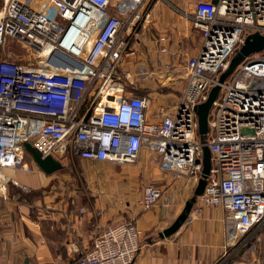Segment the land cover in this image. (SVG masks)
Returning a JSON list of instances; mask_svg holds the SVG:
<instances>
[{
	"label": "built area",
	"instance_id": "1",
	"mask_svg": "<svg viewBox=\"0 0 264 264\" xmlns=\"http://www.w3.org/2000/svg\"><path fill=\"white\" fill-rule=\"evenodd\" d=\"M142 1L2 0L0 197H7L10 184L19 187L5 168H27L24 142L42 157L69 154L115 165L134 164L147 150L156 154L160 172L194 183L206 144L211 168L197 199L225 210L235 243L248 246L264 236V49L245 57L223 82L219 78L248 35L264 36V0L195 2L193 28L200 49L185 60L188 78L175 113L158 121L147 117L145 97L125 94L118 72L135 54ZM79 17L84 24L77 33L80 44L69 48L67 37ZM7 38L37 53L41 66H33L30 58L21 63L5 56ZM47 45L52 49L42 56L39 50ZM217 84L203 143L196 107ZM163 195L162 186L146 184L140 205L150 209ZM141 235L132 220L116 223L96 235L73 264H131Z\"/></svg>",
	"mask_w": 264,
	"mask_h": 264
},
{
	"label": "crops",
	"instance_id": "2",
	"mask_svg": "<svg viewBox=\"0 0 264 264\" xmlns=\"http://www.w3.org/2000/svg\"><path fill=\"white\" fill-rule=\"evenodd\" d=\"M196 1L143 0L137 7L142 18L135 29V54L124 59L118 72L126 84V95L148 100L146 113L152 121L179 104L188 78L185 60L199 52L201 39L192 18ZM4 55L15 59L11 52ZM144 152L135 165L76 157L86 181L85 191L88 189L91 197L87 199V192H81L77 185L64 184L60 169L45 173L24 150L26 169L5 168L19 187L10 184L7 197H0V264H73L90 249L96 235L128 220L134 221L142 234L131 264H244L231 236L228 213L217 206L203 205L198 199L175 232L160 236L182 211L176 203L180 199L176 192L197 183L185 177L173 180L170 175L159 181L155 172L150 173L153 164L157 169L148 158L151 152ZM68 157L72 159L66 154L56 160L63 165ZM149 183L165 191L145 210L140 199L143 186ZM54 188L60 191L53 192ZM30 196L36 199L31 201ZM173 197L177 198L173 201Z\"/></svg>",
	"mask_w": 264,
	"mask_h": 264
},
{
	"label": "water",
	"instance_id": "3",
	"mask_svg": "<svg viewBox=\"0 0 264 264\" xmlns=\"http://www.w3.org/2000/svg\"><path fill=\"white\" fill-rule=\"evenodd\" d=\"M264 49V36L259 33L250 34L246 37L244 44L241 48L236 52V54L231 59V62L228 68L221 74L219 78V83L223 82V80L245 59V57L249 56L252 53L259 52ZM220 89V85H215L207 98V100L196 107V113L198 118V134L201 138V141L205 143V137L208 129V114L214 99L216 98ZM246 131V129H244ZM24 150L30 154L32 160L36 163V165L43 170L45 173L50 174L56 170H59L63 167V165L53 158L51 155H47L42 157L41 153L37 151L30 143H23ZM203 156H202V172L201 176L197 182V185L194 189V195L187 200L185 203L184 209L181 213L176 217L173 223L166 228L160 236H168L175 232L177 228L184 222L187 218L192 205L195 203L196 197L200 196L203 193L207 176L210 172L211 168V152L206 144L202 146ZM27 259L25 263H27Z\"/></svg>",
	"mask_w": 264,
	"mask_h": 264
},
{
	"label": "rangeland",
	"instance_id": "4",
	"mask_svg": "<svg viewBox=\"0 0 264 264\" xmlns=\"http://www.w3.org/2000/svg\"><path fill=\"white\" fill-rule=\"evenodd\" d=\"M38 5L39 4L36 3L34 5V8H37ZM25 47L26 46L23 43L18 42L17 40L12 39V38H7V40H6L5 44H4L5 51L11 52L15 59H20L21 58L22 60L28 61V59L30 58V62H32L33 66H41V64L39 62H37V61H40V59H41L40 57H37L38 54L35 53L33 50H31L29 47H26L27 49ZM47 54H49V52L48 53H44V55H47ZM168 111H169V114L175 113L176 106L174 108H171ZM145 154H146V152H144V151L141 153V155H145ZM147 155L149 156L148 157L149 160L156 164L157 158H155L156 157L155 154L147 153ZM67 156H68V154H67ZM71 158L72 159H70V157H68V158H66V160L65 159L63 160V162H64L63 163V167L60 169L61 173L59 175H63V177H64L63 179L65 181L63 179L62 180H63L64 184L77 185L78 187L81 188V192H87V194L84 193L85 197L87 199H91V197L89 196V190L87 189L85 191V189L87 188L86 187V181L83 178V175H81V168H80V165H79L80 163L76 159V157H74V156L72 157L71 156ZM139 159H140V157H139ZM136 163H134V165ZM152 172H155L153 174H154V176H156V178L161 179L159 181L164 180V176L169 177L168 174H164L163 172H160L158 169H156L154 164H153V170L150 171V173L152 174ZM174 179H177V178H174ZM178 180H180V179H178ZM56 185H57V183H56ZM81 186H83V187H81ZM72 187L73 186H70L69 188H72ZM195 187H196V184L193 185V184L189 183L184 188L185 189V194H184V191H183L184 189H182V188H180L181 189L180 191L176 192L178 194V198L180 196V199H178V201H176L177 205L180 204L179 208H178L179 210L180 209L183 210L187 200H189L194 195ZM56 190L57 189L54 188L52 191L53 192L60 191V190H57V191ZM164 191H165V188H164ZM63 193H64L65 196L67 195L64 190H63ZM58 195H60V194H58ZM30 197H31V201L36 199V197H33V198H32V196H30ZM40 198H41V193H40ZM175 198H177V197H173V201H174ZM196 199H197V197H196ZM195 202H196V200H195ZM193 207H194V204L192 205L191 209ZM172 217H173V214H172L171 218ZM174 219H175V217L173 218V220ZM170 224H168L167 226H169ZM238 257L240 258V260H239L240 263L244 262V264H263L264 263V236L261 235V236H259V238L258 237L253 238L249 242L248 246H241V248H239ZM18 262L21 263V258L18 259Z\"/></svg>",
	"mask_w": 264,
	"mask_h": 264
},
{
	"label": "bare ground",
	"instance_id": "5",
	"mask_svg": "<svg viewBox=\"0 0 264 264\" xmlns=\"http://www.w3.org/2000/svg\"><path fill=\"white\" fill-rule=\"evenodd\" d=\"M83 28H84V24H83V21H82V17H79L76 22L73 24L72 28L70 29L69 31V34H68V37H67V41L69 42V48L71 47L70 44H74L76 46H79L80 44V37L77 36V33L78 32H82L83 31ZM93 41V36H90L89 38V42H92ZM52 49V47L50 45H47V46H44L42 49H40V53L42 56H47V55H44V53H48L50 52ZM43 51V52H42ZM67 57V56H65ZM68 58V57H67ZM70 59V58H68Z\"/></svg>",
	"mask_w": 264,
	"mask_h": 264
}]
</instances>
